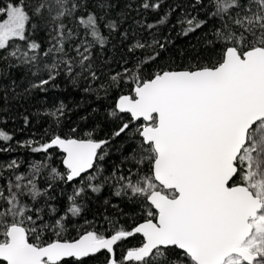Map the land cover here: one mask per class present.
I'll use <instances>...</instances> for the list:
<instances>
[{
  "label": "snow or ice",
  "instance_id": "1",
  "mask_svg": "<svg viewBox=\"0 0 264 264\" xmlns=\"http://www.w3.org/2000/svg\"><path fill=\"white\" fill-rule=\"evenodd\" d=\"M0 264H264V0H0Z\"/></svg>",
  "mask_w": 264,
  "mask_h": 264
},
{
  "label": "trees",
  "instance_id": "2",
  "mask_svg": "<svg viewBox=\"0 0 264 264\" xmlns=\"http://www.w3.org/2000/svg\"><path fill=\"white\" fill-rule=\"evenodd\" d=\"M58 99H63L66 103L69 104L70 107H73V114L70 118L69 124L71 126H78V131L83 129L84 131H87L88 128L92 125L91 119L88 121H80L79 116L81 114H88L90 111V108L93 106L91 102H85V105L80 108H75V105L80 104L83 97L80 93L73 92V91H63V90H53L47 97V100H42L34 105H29L28 107L31 110L32 116V126L31 130L26 129L23 132L18 131V129L21 127V123L19 119H16L15 123L13 124L11 121L7 125L8 129H17L16 136L17 139H27L29 138L30 131L40 133L42 132L43 128L46 127V123L44 121V118L37 117L36 113L38 110H42L44 105H50L54 102H56ZM21 112L24 111V109H20ZM72 121H75V124L72 123ZM68 129L66 128L65 131ZM15 156L18 158H24L25 153L23 151H19L17 153H14ZM104 196L107 195V193L102 194ZM96 211V205H92V211H89L86 213L87 217L89 219L92 218L93 212ZM135 243V240H131L127 246H132V244Z\"/></svg>",
  "mask_w": 264,
  "mask_h": 264
}]
</instances>
